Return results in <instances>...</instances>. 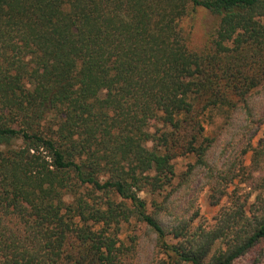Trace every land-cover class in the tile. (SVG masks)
<instances>
[{"label":"trees","instance_id":"16d2710c","mask_svg":"<svg viewBox=\"0 0 264 264\" xmlns=\"http://www.w3.org/2000/svg\"><path fill=\"white\" fill-rule=\"evenodd\" d=\"M198 10L216 22L195 47ZM263 85L264 0H0V264H122L131 220L156 264L248 254L264 241V137L220 165L209 127L250 116ZM181 157L183 185L201 173L211 206L228 200L212 226L159 219Z\"/></svg>","mask_w":264,"mask_h":264},{"label":"rangeland","instance_id":"374dc122","mask_svg":"<svg viewBox=\"0 0 264 264\" xmlns=\"http://www.w3.org/2000/svg\"><path fill=\"white\" fill-rule=\"evenodd\" d=\"M216 19L210 14L198 10L194 17L184 24L192 28V45L200 47L206 39V34L213 27ZM251 115H237L232 118L230 123L226 124L222 116H215L214 123L209 127V134L215 138L214 148L211 151L212 161L224 162L229 155H235L242 151L251 141L256 145L264 137V85L252 95L250 99ZM246 165L250 163V154L246 156ZM193 158H177L173 161L175 179L173 187L166 190L164 194L155 197L158 203L162 202L164 197L169 195L168 210L165 216H160V221L164 225H172L177 218L193 220L192 228L201 224L212 226L215 223V217L223 205L228 200L224 198L218 206H211L209 201V192L206 180L199 173L183 185V176L187 172L189 165H194ZM239 196H244L248 191L245 185H235ZM247 186V185H246ZM148 203L151 202V196L142 194ZM252 201V200H250ZM149 211L153 208L149 205ZM118 237L124 246V256L122 264H156L162 254L157 247L155 235L143 224L131 220L128 223H122L119 226ZM233 264H264V241L252 249L248 254L236 260Z\"/></svg>","mask_w":264,"mask_h":264}]
</instances>
